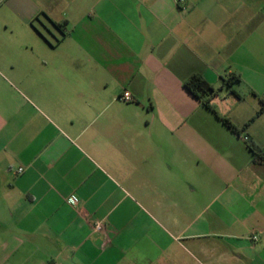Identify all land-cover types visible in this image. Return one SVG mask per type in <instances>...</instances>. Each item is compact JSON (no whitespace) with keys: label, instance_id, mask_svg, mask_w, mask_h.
Segmentation results:
<instances>
[{"label":"crops","instance_id":"crops-1","mask_svg":"<svg viewBox=\"0 0 264 264\" xmlns=\"http://www.w3.org/2000/svg\"><path fill=\"white\" fill-rule=\"evenodd\" d=\"M263 103L264 0H0V264H264Z\"/></svg>","mask_w":264,"mask_h":264},{"label":"trees","instance_id":"trees-1","mask_svg":"<svg viewBox=\"0 0 264 264\" xmlns=\"http://www.w3.org/2000/svg\"><path fill=\"white\" fill-rule=\"evenodd\" d=\"M241 78L239 75H232L229 79L223 80V86L230 89L233 93L237 94L236 91L232 88L234 83L240 82ZM185 87L198 99L202 101V103L212 110L215 114L219 116L217 111L214 109V106L211 104V99L214 97V89L210 86L202 76L193 75L186 83ZM238 95V94H237ZM238 97H240L238 95ZM262 110L264 109V103L262 105ZM261 110V111H262ZM260 114V112L258 113ZM228 127H230L233 131L239 132V128H237L230 119L226 117L219 116ZM255 117L252 118L242 129L245 130L253 121ZM250 148L254 155V161L260 164H264V151L261 147L256 144H251Z\"/></svg>","mask_w":264,"mask_h":264},{"label":"built area","instance_id":"built-area-1","mask_svg":"<svg viewBox=\"0 0 264 264\" xmlns=\"http://www.w3.org/2000/svg\"><path fill=\"white\" fill-rule=\"evenodd\" d=\"M118 99H119L120 101H123V102H130V101H132V97H131V95H130L129 93H125V94L119 96ZM246 140H248V138H246ZM20 172H22V170H20ZM70 202L73 203V204H77V202H76V200H75L74 198H72V199L70 200ZM96 229H97L98 231L103 230V225H102V224H97V225H96ZM258 239H259V238H258L257 235L253 236V240H254V241H258Z\"/></svg>","mask_w":264,"mask_h":264}]
</instances>
